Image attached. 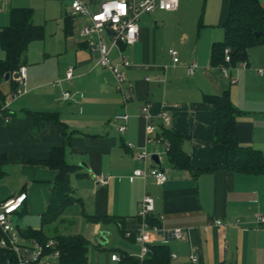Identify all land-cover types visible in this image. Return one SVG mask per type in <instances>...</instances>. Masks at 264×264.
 Listing matches in <instances>:
<instances>
[{
    "label": "crops",
    "instance_id": "obj_1",
    "mask_svg": "<svg viewBox=\"0 0 264 264\" xmlns=\"http://www.w3.org/2000/svg\"><path fill=\"white\" fill-rule=\"evenodd\" d=\"M83 1L96 11L105 0ZM229 1L218 0L219 24L208 21L205 26L221 32L207 37L192 55L171 45L163 47L162 35L160 44L154 39L157 31L152 25L158 26L162 19L164 30L169 16L183 13L181 2L176 11L141 15L148 17L143 27L139 25L138 41L121 46L129 62L122 68L123 88L134 93L125 107L113 73L99 65L98 53L89 49L88 42L95 37L84 35L82 28L76 35L78 18L87 22L89 18L71 15L72 0L0 2V30L9 24L13 7L31 8L34 24L44 30L42 38L28 45L25 86L14 77L18 71L8 80L0 76V102L5 99L12 113L8 123L0 122V155L7 159L0 178V202L23 192L28 195L14 215L15 228L42 227L41 217L50 204L57 172L34 162L48 159L52 148L64 147L67 162L77 166L70 183L78 201L65 208L51 227L63 235H83L90 242L88 264H118L112 254L141 260L136 235L135 239L124 235L122 228L132 235L140 230L139 203L145 194L154 199L151 218L158 226L185 230L179 240L153 234L149 246H165L177 254L166 264H264V225L257 223V217L264 214V173L227 169V148L215 142L213 108L204 100L206 95L229 91L239 111V142L264 156V43L252 45L248 62L232 69L235 82L211 61L212 44L224 39L221 25ZM260 2L264 4V0ZM177 40L184 46L190 36L182 32ZM106 43L110 44L109 34ZM171 49L179 53L177 64L172 61ZM110 57L112 63L120 62L117 49L111 50ZM4 58L0 46V60ZM192 62L197 68L189 76L187 69ZM69 67H73L71 80L66 79ZM18 87L22 95L10 99ZM65 92L70 93L69 98ZM125 109L127 130L120 133V122L114 116ZM164 112L169 122H164ZM45 113L55 115L57 121L44 118ZM149 125L154 129L148 130ZM164 129H173L183 137L181 147L189 155L191 168L171 162ZM139 151H146L149 158L138 160L135 155ZM153 155L158 156L159 168L167 175L163 185H157L151 176L134 175L136 169L156 167ZM99 176L107 177L108 183L99 184ZM100 216L110 219H92ZM215 220L222 224L214 225ZM46 260L59 264L56 255Z\"/></svg>",
    "mask_w": 264,
    "mask_h": 264
},
{
    "label": "trees",
    "instance_id": "obj_2",
    "mask_svg": "<svg viewBox=\"0 0 264 264\" xmlns=\"http://www.w3.org/2000/svg\"><path fill=\"white\" fill-rule=\"evenodd\" d=\"M32 17L31 8H11L9 24L0 30V46L5 52V58L0 60V76L17 72L25 63L29 43L43 37V27L35 25ZM221 27L224 30V39L212 44V64L219 68L227 65L226 49H229L231 67L248 62L249 48L264 43V4L260 0H230ZM257 33L260 35L257 36ZM204 100L213 108L215 142L227 148V169L263 174L264 156L261 152L239 142L237 128L239 111L233 105L229 91H224L220 95H206ZM4 102L5 99L1 100L0 104ZM43 117L57 121V117L52 114L45 113ZM162 135L168 142L167 154L171 162L177 167L191 168L189 155L181 147L183 137L173 129H164ZM6 161V156L1 154L0 178L4 175L3 167ZM34 163L55 170L57 175L51 188L50 204L41 217L42 227L40 230L17 228L18 234L27 242L36 240L45 244L50 239L54 240L55 249L59 251V264H88L90 242L81 234L63 235L56 231V228L51 227L61 219L65 208L78 201L70 183V175L76 171L77 166L67 162L64 147L52 148L48 159ZM92 219L109 221L110 218L100 216ZM150 223L158 224L157 220L151 217ZM122 233L126 235L124 228ZM135 235L131 234L132 238L135 239ZM51 251V249L47 250L49 254ZM0 256V264H17L15 254L9 250H1ZM168 258H171V252L167 247L153 245L149 246L143 260H132L128 256H122L121 264H166Z\"/></svg>",
    "mask_w": 264,
    "mask_h": 264
},
{
    "label": "built area",
    "instance_id": "obj_3",
    "mask_svg": "<svg viewBox=\"0 0 264 264\" xmlns=\"http://www.w3.org/2000/svg\"><path fill=\"white\" fill-rule=\"evenodd\" d=\"M123 3L125 5V13L118 14L115 8L116 4ZM180 0H139L137 2H130L128 0H105L100 2L96 11L90 10V4L83 0H72L71 3V15H83L89 18V21L82 27V33L86 36H94L88 42L89 49L97 52L98 64L109 68L113 73L117 89L122 94L124 107L133 98L134 93L132 89L123 88L125 83V74L123 67L129 65L128 60L122 53V44H134L139 38V18L142 14H149L156 10L164 11H176L179 7ZM77 5V6H74ZM106 8H111L110 13L106 11ZM133 29H136L133 31ZM110 36V44L106 43V37ZM115 48L119 51L120 62L114 64L111 61L110 53ZM226 52L227 65L220 68L221 72L229 77L231 82H235V78L231 75L233 67L229 65L230 56L229 49ZM170 56L174 64L179 62V53L175 49L169 51ZM197 64L192 62L187 73L191 76ZM262 73V70H259ZM26 67L23 65L18 70V81L21 86L26 84ZM73 78V67H69L66 72V79L71 80ZM22 90L18 87L11 95L10 99H16L22 95ZM64 96L69 98L70 93L65 92ZM144 112L148 111V105L143 108ZM129 115L126 109L114 116V120L119 121L117 129L120 133H124L127 130V121ZM164 122H169V115L167 112L162 113ZM12 119V113L9 110L8 102L0 104V122L8 123ZM154 127L149 125L148 130H153ZM161 140V139H160ZM159 141V139H158ZM167 149L169 148L168 144ZM128 147L133 148L132 143H128ZM138 160L146 161L149 158V154L146 151H139L136 153ZM134 175L142 178L151 176L157 185H163L167 181V175L164 171L157 167H150L146 169H136ZM97 181L101 185L108 183V178L105 176H99ZM26 193H20L16 196H11L2 202H0V250H9L15 254L17 264H48L46 260L49 255L59 256V251L55 249L54 240L50 239L47 243L41 244L36 240L29 242L22 241V238L18 234L17 228H15L14 215L18 212L27 200ZM154 199L149 194H145L139 203L138 217L141 221V228L136 234V240L140 244L139 258L143 260L148 253L149 243L154 233L164 234L168 239L179 240L184 234L185 230L181 227H175L172 229H163L157 224L150 223V217L154 211ZM257 223L264 225V214L257 217ZM221 220H215L214 225H221ZM127 236H131L130 232H127ZM51 249V253L47 252ZM115 257V259H114ZM171 257H177V254L172 253ZM112 260L121 264V257L117 254H112ZM1 259V256H0ZM191 260L196 262V257L191 256ZM9 263V261H8Z\"/></svg>",
    "mask_w": 264,
    "mask_h": 264
},
{
    "label": "rangeland",
    "instance_id": "obj_4",
    "mask_svg": "<svg viewBox=\"0 0 264 264\" xmlns=\"http://www.w3.org/2000/svg\"><path fill=\"white\" fill-rule=\"evenodd\" d=\"M180 2L183 5V13L180 17L169 16L167 26L164 30L162 29V19H160L158 26L152 25L153 29L157 31H155L156 36H154V39L155 41L158 40L157 44H160V38L164 36L162 39L163 47L168 48L171 45V47L178 48L180 51L182 50L184 54L192 55L195 47L197 45L202 46L207 37L210 39L211 35L213 36L216 32H221L217 27H205L208 21H212L216 25L219 24L217 22L219 21V2L218 0H180ZM147 17V15L140 17L139 25L141 27H143V22ZM85 23H87L86 19L78 18L75 25L76 35L79 34L80 28ZM182 32H186L190 36V41L184 46H180L177 40Z\"/></svg>",
    "mask_w": 264,
    "mask_h": 264
},
{
    "label": "water",
    "instance_id": "obj_5",
    "mask_svg": "<svg viewBox=\"0 0 264 264\" xmlns=\"http://www.w3.org/2000/svg\"><path fill=\"white\" fill-rule=\"evenodd\" d=\"M259 35H260V33H257V36H259ZM9 77H10V74L7 73V74L5 75V79L8 80ZM14 77H15V78H18V74L14 75ZM152 161H153L154 165H155L157 168L161 167L160 162H159V158H158L157 155H153V156H152ZM102 235L104 236L105 234H102Z\"/></svg>",
    "mask_w": 264,
    "mask_h": 264
},
{
    "label": "clouds",
    "instance_id": "obj_6",
    "mask_svg": "<svg viewBox=\"0 0 264 264\" xmlns=\"http://www.w3.org/2000/svg\"><path fill=\"white\" fill-rule=\"evenodd\" d=\"M74 6H77V5H74ZM115 8L117 9L118 14L122 15L125 13V5L123 3L116 4ZM106 11L110 13L111 8H106ZM135 30L136 29H133V31H135ZM114 259H115V257H114Z\"/></svg>",
    "mask_w": 264,
    "mask_h": 264
}]
</instances>
